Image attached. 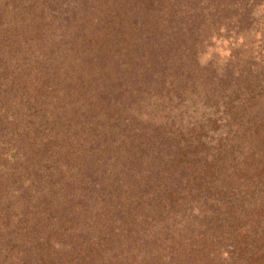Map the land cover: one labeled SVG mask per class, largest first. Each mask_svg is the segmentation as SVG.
<instances>
[{
	"label": "rangeland",
	"instance_id": "obj_1",
	"mask_svg": "<svg viewBox=\"0 0 264 264\" xmlns=\"http://www.w3.org/2000/svg\"><path fill=\"white\" fill-rule=\"evenodd\" d=\"M14 19L24 49L1 39ZM0 54V184L28 178L3 145L52 142L49 189L116 142L102 200L0 193V264H264V0H0Z\"/></svg>",
	"mask_w": 264,
	"mask_h": 264
},
{
	"label": "trees",
	"instance_id": "obj_2",
	"mask_svg": "<svg viewBox=\"0 0 264 264\" xmlns=\"http://www.w3.org/2000/svg\"><path fill=\"white\" fill-rule=\"evenodd\" d=\"M36 2L38 0H35ZM39 10V9H37ZM222 10V9H220ZM15 15L19 14V10L17 8H14ZM22 12V11H21ZM6 28V27H5ZM32 30H35L34 27L26 26L22 27V22H16L15 19L10 25L6 31H2V40L4 41L5 47L9 49H13V47L17 48L18 50L20 48H26L25 45L27 44V41L22 38V32H32ZM6 36L11 38V41L9 43H6L7 38ZM12 37H15V40H12ZM26 50V49H25ZM27 51V50H26ZM4 56L0 54V61H3ZM6 65V63H5ZM5 65H1V70H5ZM2 75V73H1ZM0 130H3L0 127ZM7 133L0 134V135H6ZM100 138H103L101 141L100 146L95 147L90 145L87 147V152L84 154H81V157L85 163L84 168L80 167L77 168L75 171L70 172H60L56 173V168L54 167V170L52 171L51 176L49 177L52 180V184L49 189H45L42 187H38L40 185H43L45 183V178L42 177L40 174V162L41 160H45L50 156L51 147L54 146V144L50 141H47L46 144V152L47 156L43 157H36L37 153L31 151H25L24 153H14V146L16 143H9L7 145H3V147L6 149V152L4 153V158L6 161L10 164V175L15 174L17 169H20L21 166H23V173L28 176L27 179L22 182V185H20V191L18 188L12 189L13 187L7 185L0 184V193L8 194L10 197L13 198V201L16 200V195L19 192V198L22 197L28 201V206L32 205H42L45 204L47 206L54 207V201L58 194H62L64 199L66 198L68 202L74 203V201H77L78 203H81L84 201V198L87 197H98V199L102 200L104 199V195L106 194L108 190L107 183L103 185L104 181L109 177V167L111 166V163H108L110 159L112 158V154L105 155L106 150L108 151L109 147L112 146L113 148L116 147V142L114 139L108 140L104 135ZM93 142V141H91ZM260 145L264 147V139L260 140ZM163 150V149H162ZM96 164L97 167L94 168L93 165ZM61 169V168H60ZM182 173L186 171V168L182 167V170H180ZM20 176V175H19ZM52 177L54 179H52ZM60 179H63L62 181H58ZM58 181V182H57ZM57 182V183H56ZM56 183V184H53ZM104 192L103 195L100 193V190ZM139 194L134 196L129 195L128 197V204L125 207H128L131 210L126 209L128 212H131V219L135 220V216H139L141 214V209H144L146 204H149L150 202L148 199H151L150 196L152 195H145L141 190H138ZM1 199V197H0ZM170 202H173L174 197L167 198ZM6 212V216L9 215L8 210L4 209ZM11 213V212H10ZM121 211L120 214L122 217L120 218V221L125 223V215L122 214ZM262 233L264 235V228L262 230ZM264 236H261L260 242L257 244L258 249L261 252V260H264ZM136 236L131 237L132 241H135ZM146 240V239H145ZM8 242V240L6 241ZM8 244V243H7ZM229 249L225 250L226 254L230 256H233L235 248L232 246L227 247ZM258 257H256V260ZM262 260V261H263Z\"/></svg>",
	"mask_w": 264,
	"mask_h": 264
}]
</instances>
